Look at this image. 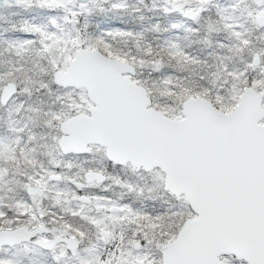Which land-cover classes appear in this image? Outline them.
<instances>
[{
  "label": "snow or ice",
  "instance_id": "1",
  "mask_svg": "<svg viewBox=\"0 0 264 264\" xmlns=\"http://www.w3.org/2000/svg\"><path fill=\"white\" fill-rule=\"evenodd\" d=\"M0 264H264V0H0Z\"/></svg>",
  "mask_w": 264,
  "mask_h": 264
}]
</instances>
